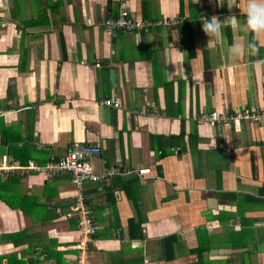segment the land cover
Returning a JSON list of instances; mask_svg holds the SVG:
<instances>
[{"label":"crops","instance_id":"obj_1","mask_svg":"<svg viewBox=\"0 0 264 264\" xmlns=\"http://www.w3.org/2000/svg\"><path fill=\"white\" fill-rule=\"evenodd\" d=\"M122 1L161 23L108 34ZM229 14L227 0H0V164L87 142L96 171L151 168L85 183L84 246L71 174L0 171V264H264V120H198L264 109V36L236 58L226 45L251 34L202 30Z\"/></svg>","mask_w":264,"mask_h":264},{"label":"built area","instance_id":"obj_2","mask_svg":"<svg viewBox=\"0 0 264 264\" xmlns=\"http://www.w3.org/2000/svg\"><path fill=\"white\" fill-rule=\"evenodd\" d=\"M159 21H152L149 19H139L133 17L128 9L126 3L121 2L120 11L115 16H109L102 20V25L105 31L110 35H116L119 31H135L143 29L146 26L159 24ZM107 104H114L119 106L118 102L112 99L106 100ZM254 119L264 120V109L249 110L247 108H240L230 111H202L199 115V121H205L212 124H228L232 120L240 119ZM102 153V147L98 144H92L87 142H74L67 150L66 154L61 157L52 156L44 164L31 161L27 164L17 165L8 156H4L0 164V171L9 174L11 172L18 171L22 174L33 173L42 174L45 178L50 179L61 173L71 174V182L75 185L77 190L76 201L74 210L71 211L68 216L77 217L78 229L83 235L84 239L82 245L88 242L97 230V226L94 223L93 218L88 213V207L85 202V195L83 193L84 185L87 181H107L108 179L125 174H136L140 178L151 173L150 167L122 168L121 164L110 163L104 165L100 171H96L92 162V157L100 155ZM105 164V160L103 161ZM81 245V246H82ZM80 261H83L81 255ZM25 264H46L42 262H30Z\"/></svg>","mask_w":264,"mask_h":264},{"label":"clouds","instance_id":"obj_3","mask_svg":"<svg viewBox=\"0 0 264 264\" xmlns=\"http://www.w3.org/2000/svg\"><path fill=\"white\" fill-rule=\"evenodd\" d=\"M199 3L200 0H194ZM219 6H223L225 0H216ZM240 9L244 17L243 22L235 14H231L233 7ZM227 7L230 14L222 21L217 16L211 19H205L202 22V30L209 37V40H218L223 43L224 29L240 30L245 34H251L253 39L244 44L233 41L226 45L229 57L241 58L246 55H252L255 52L257 42L261 36H264V0H227ZM207 46L210 47L209 44Z\"/></svg>","mask_w":264,"mask_h":264},{"label":"trees","instance_id":"obj_4","mask_svg":"<svg viewBox=\"0 0 264 264\" xmlns=\"http://www.w3.org/2000/svg\"><path fill=\"white\" fill-rule=\"evenodd\" d=\"M16 261H17V264H24L25 263L23 259H16Z\"/></svg>","mask_w":264,"mask_h":264}]
</instances>
